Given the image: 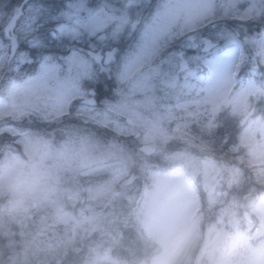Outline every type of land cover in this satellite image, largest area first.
<instances>
[{"label":"rangeland","instance_id":"rangeland-1","mask_svg":"<svg viewBox=\"0 0 264 264\" xmlns=\"http://www.w3.org/2000/svg\"><path fill=\"white\" fill-rule=\"evenodd\" d=\"M191 3L193 0H152L151 9L143 12V18L153 10L161 17L166 11L175 17L156 34L158 52L165 42H183L180 26ZM6 22L7 16H0V28ZM213 32V28L206 30V34ZM53 49L55 54V44ZM182 50L187 68L180 70L178 61L174 79L152 88L142 86L143 75L155 66L137 74L147 61L136 64L128 70V79L119 80L114 64L111 72L103 73L113 76L118 85L137 75L124 96L102 99L100 105L91 106L93 111L80 113L153 148L151 157L139 154L137 177L130 176L134 164L131 155L92 132L84 129L91 140L80 146L76 162L60 146L59 136L47 143V138L41 139V133L30 127L36 121L59 122L64 117L45 121L36 113L19 119L0 115V136L7 139L0 150V231L8 234L13 250L21 254L17 259L58 264L60 256L71 250L83 255L81 264H127L112 254L121 237L116 227L126 219L122 208L133 201L142 184L144 197L133 219L137 232L154 248L134 264H177L195 247L193 264H264V197L245 204L244 199L231 194L241 171L223 163L221 168L208 141L223 108L242 125L238 143L228 150L241 151L250 164L263 166L264 116L255 114V105L264 107V86L259 78L250 85L245 72L233 92L229 91L231 79L210 95L204 91L208 68L202 59H192L210 58V54L187 47ZM103 73L97 70V79L89 82V89L100 84ZM5 84L0 83V99H7ZM133 84L138 86L134 89ZM190 129L196 134L191 136ZM175 138L190 147L200 144L194 153L159 152L158 145ZM258 174L263 181L264 167ZM191 183L200 188L204 209L213 213V219L204 224L210 241L201 256L204 230L199 232V214L193 218L198 195ZM5 218L11 227L3 223Z\"/></svg>","mask_w":264,"mask_h":264},{"label":"snow or ice","instance_id":"snow-or-ice-1","mask_svg":"<svg viewBox=\"0 0 264 264\" xmlns=\"http://www.w3.org/2000/svg\"><path fill=\"white\" fill-rule=\"evenodd\" d=\"M11 5L0 11L7 16L0 28V83L6 81L7 90L0 115L19 119L36 113L47 121L69 115L74 107L77 114L93 111L95 90L88 84L97 79V70L111 72L115 64L124 80L134 65L147 61L155 67L143 75L142 86L152 88L174 79L178 61L186 67L185 47L210 54L192 58L208 68L204 91L210 95L245 69L250 85L257 78L264 82V0H193L180 26V49L160 55L158 63L153 60L156 34L175 17L153 10L143 18L152 0H25L22 5L11 0ZM210 27L214 32L206 34ZM126 32L136 40L122 50ZM52 44L64 50L53 54Z\"/></svg>","mask_w":264,"mask_h":264},{"label":"trees","instance_id":"trees-1","mask_svg":"<svg viewBox=\"0 0 264 264\" xmlns=\"http://www.w3.org/2000/svg\"><path fill=\"white\" fill-rule=\"evenodd\" d=\"M22 0H16L17 4H20ZM7 5L11 7V0H0V9L4 10V7ZM146 16L145 19H147ZM128 29H131L129 27ZM212 29L211 27L206 30ZM139 32L140 29H137ZM135 41V36L130 35L128 32L124 35L120 47L123 50L126 46L131 45ZM180 41V40H179ZM176 41L173 44L169 45L168 49H164L163 52L174 51L177 50L178 47L180 49L181 42ZM64 49L62 47L56 46V54H59ZM48 51H54L53 44ZM247 72L246 70L235 72L233 77L237 81L242 77V73ZM134 78V77H133ZM261 85L264 86V82L259 81ZM99 92L102 96H106L110 99H117L118 97L124 96L127 91V84L119 86L114 79L106 74L101 78ZM105 89L106 91H104ZM260 104L255 105L256 115L264 116V107H260ZM64 122L66 124L77 125L82 128H86L92 130L94 133L98 134L104 140L108 142H112L119 147H122L127 153L131 155L134 161V166L131 171V177H137L135 173L139 171L141 164V157L137 152V145L139 144L138 140L132 136H121L116 134L114 131L106 129L102 127L99 123H95L91 120H88L82 116L75 115L74 113H70L69 115L64 116ZM8 123V122H7ZM46 123H38L33 127L36 128L40 133L41 129L45 127ZM242 125L233 117H229V114L222 108V112L218 118V125L216 131L213 136L208 140L210 143L211 152L215 155L214 157L218 161V165L222 168L220 163H223L226 167L236 166L241 170L239 179L232 185V189H230L231 194L238 199L243 200L245 204L248 201L253 200L257 201L260 197L264 196V180H260L261 176L258 174L259 166H255L250 164L245 157L241 156V151L238 154L231 153L228 150L230 145H235L238 143V136L241 132ZM191 136L195 135L196 132L192 129L189 130ZM4 142H7V139L0 136V148L4 147ZM198 143H193L192 147L188 146L184 140L181 139H173L164 145H158L159 152L166 154L172 151L180 150V151H188L195 152V146L199 145ZM205 147H208L205 145ZM238 155L241 156L238 159ZM152 161V160H151ZM152 162H155L152 161ZM264 167V165L260 166ZM224 170L222 169V172ZM224 174V173H223ZM223 177V176H222ZM136 181V180H135ZM194 188L197 192L198 199V210L196 215L200 216V231L204 229L205 221H209L213 219V213L210 210H205V203L200 192V188L193 184ZM144 197V191L142 184H140L139 189L135 193V197L133 201L123 207L122 210L126 214L124 220L117 222V232L121 235L118 238V244L114 246L112 249V254L119 260L127 261V264H134L144 258L147 257L148 253L154 248V245L151 246L150 242L144 239V236L137 232L135 227V221L133 219V214L135 213V209L139 207ZM126 203V202H124ZM254 217V215H252ZM195 259V250H190L187 255L181 259L178 264H193ZM83 261V255L81 253H77L75 251L68 250L63 255L60 256L58 264H81Z\"/></svg>","mask_w":264,"mask_h":264},{"label":"clouds","instance_id":"clouds-1","mask_svg":"<svg viewBox=\"0 0 264 264\" xmlns=\"http://www.w3.org/2000/svg\"><path fill=\"white\" fill-rule=\"evenodd\" d=\"M41 139H46L47 143H53L60 137L59 143L62 148L67 149L76 162H79L80 146L85 142L91 140L87 132L72 124H66L63 120L59 122H46V126L40 130ZM7 162L6 160L4 161ZM3 223L11 227V223L5 218ZM14 223L19 226V222ZM14 234V233H13ZM21 255L12 248V241L8 238V234L0 231V264H42L40 261H30L26 257L23 261L17 259ZM50 264V262H48Z\"/></svg>","mask_w":264,"mask_h":264},{"label":"water","instance_id":"water-1","mask_svg":"<svg viewBox=\"0 0 264 264\" xmlns=\"http://www.w3.org/2000/svg\"><path fill=\"white\" fill-rule=\"evenodd\" d=\"M24 3H25V0H23L22 4H24ZM202 53H204V52H202ZM185 68L186 67H180L181 70H184ZM139 151L144 153L145 155H149L151 153V149L148 146L140 147ZM208 244H209V235H208V231H205L204 237H203L202 246H201V250H200V255H202L204 253V251L207 249Z\"/></svg>","mask_w":264,"mask_h":264},{"label":"flooded vegetation","instance_id":"flooded-vegetation-1","mask_svg":"<svg viewBox=\"0 0 264 264\" xmlns=\"http://www.w3.org/2000/svg\"><path fill=\"white\" fill-rule=\"evenodd\" d=\"M55 48H56V45H55ZM55 54H56V52H55ZM97 97V91H95V98Z\"/></svg>","mask_w":264,"mask_h":264},{"label":"bare ground","instance_id":"bare-ground-1","mask_svg":"<svg viewBox=\"0 0 264 264\" xmlns=\"http://www.w3.org/2000/svg\"><path fill=\"white\" fill-rule=\"evenodd\" d=\"M25 71H31V69H26ZM3 147L0 148V150L2 149Z\"/></svg>","mask_w":264,"mask_h":264}]
</instances>
